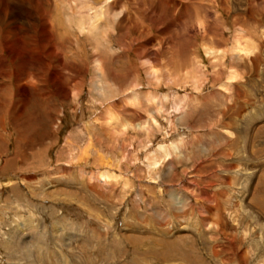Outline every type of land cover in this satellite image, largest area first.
I'll list each match as a JSON object with an SVG mask.
<instances>
[{
	"label": "rangeland",
	"instance_id": "1",
	"mask_svg": "<svg viewBox=\"0 0 264 264\" xmlns=\"http://www.w3.org/2000/svg\"><path fill=\"white\" fill-rule=\"evenodd\" d=\"M7 1L27 13L28 2ZM109 2L105 20L121 12L103 42L108 99L95 101L92 46L76 28L66 57L80 54L85 72L32 58L27 83L11 59L0 66V264H264V0ZM63 3L43 0L52 14ZM236 29L252 49L238 64L229 51L214 61L204 43L227 50ZM139 90L156 102L128 105ZM172 142L178 153L152 170L146 156ZM100 170L121 178L102 183Z\"/></svg>",
	"mask_w": 264,
	"mask_h": 264
},
{
	"label": "bare ground",
	"instance_id": "2",
	"mask_svg": "<svg viewBox=\"0 0 264 264\" xmlns=\"http://www.w3.org/2000/svg\"><path fill=\"white\" fill-rule=\"evenodd\" d=\"M19 1L21 3H27V2L29 3V7L27 8V13L25 15L21 14L19 11L14 10V7L11 6V4H9V2L7 0H0V21L2 22L0 24L1 25V27H0V66L4 65L8 59H11L12 62L14 63V67H15V70L13 72V73H15L14 76L17 77L18 82L25 81L26 79H28L27 83L29 82L30 78L32 79V77L35 76V71L33 68V67H35V65H34V61L32 60V58H43L45 60H49L48 67H52L55 71V74H57V73L59 74L65 68H67V69H69V68L74 69L75 68V71L85 72L86 71L85 68H88V66L86 64H83L82 62L81 63L78 62V60H82V57L80 56V54L76 53V58L73 60H69L68 57H66V52H65L66 47H64L65 43H66L65 41L72 39V35H71V33H69L67 28L68 27L69 28H76L79 33H82V32L87 33V37H89L90 44L92 46L93 60H92L91 69H92L93 73H92V79H91V81H92L91 90L95 91L97 93L95 101H99V99H101V97L105 98V100L108 99L104 95H101V94L105 93L106 87H108V88L110 87V82L108 79L109 72H108L107 68H108L109 60L111 59V54L104 52L105 49H103V47H104L103 42L107 38V37L105 38V35H107L106 34L107 30L115 23V20L118 18V15L121 12V11L116 12L115 11L116 9H115L112 18H108L105 20L108 12H113V3L114 2H109L110 0H61L62 2L64 1L63 5L62 6H55V13L52 14L48 10V8L46 9L44 7L43 0H19ZM48 1L52 2L54 0H48ZM219 1H220V3H222V0H219ZM161 3H163V2L161 1ZM64 6L65 7L67 6V8H65ZM138 10L141 11L143 15H146L147 14L146 12L148 11L147 8L145 9L144 7L141 9H138ZM63 13L67 15V22L66 23L64 22ZM152 15H153V13H152ZM149 16H151V15H149ZM23 19H26V22H23ZM130 20L131 19H129V22H130ZM103 21H104V23H103ZM142 21L145 22L144 20H142ZM124 22H125V18L123 19V23ZM200 23L203 24L202 21H200ZM121 25H122V23H121ZM111 28H113V27H111ZM144 30H145V28H144ZM110 31H108V32H110ZM142 32H144V31H142ZM233 36H234L232 39L233 42L230 45V47H228L227 50H225L224 48H220V47L218 48V46L214 45V43L210 40H209V43L212 42L211 44L206 43V42L204 43V48H205L206 52L209 55H213L212 58H215L214 61L215 60L218 61L219 58L223 57V55L226 54L227 51H229L232 53L231 54V58L233 59L232 62H233V64H235L238 61L234 58L241 57V55L248 53L250 51L251 39L247 37V34H245L242 29H239V30L236 29L235 34ZM77 38L79 39V36ZM157 40H158V38H157ZM75 44H78V42L76 41ZM159 44H160V42H158L157 45H159ZM127 47L129 49L132 48V44L127 45ZM142 48H144V47H142ZM140 50L141 49L139 47V48H136V51L135 50L134 51L136 53H140L141 52ZM155 54H156V51L154 53L153 52L149 53L150 58L153 59L155 57ZM150 60L149 59L145 60L143 62V64H146V65L151 64ZM37 66H38V64H37ZM45 66H47V61L45 62ZM148 68H149V74L152 76L151 80L156 81L158 78V76L156 75L158 73H156L157 71L155 72L156 69H154L153 66H151V65H149ZM171 69L172 68H165V70H166L165 75L166 76L171 75L172 77H174L176 75V74L172 75L173 71ZM189 73L190 72H188V70H187V73H185V75L188 76V75H190ZM228 75L229 76L227 77V80L225 82H226V84H229V85H231V83L233 81H236L240 77V72L238 71L236 65L232 66L228 70ZM192 76L193 75H191L190 77H192ZM12 77H13V75H12ZM192 79L194 81H196L197 76L195 75L194 77H192ZM48 80L49 79H47V81ZM82 81L83 80H81L80 84H83ZM60 84H61V82L59 83V85ZM34 86H35V84H34ZM27 87H25V89H23V90L28 91ZM61 87L63 88L64 95L67 98L71 97L72 95L75 97H77L79 95L78 92L74 91V89H71L69 86L64 85V83ZM32 92H33V90H32ZM56 93H54V94H56ZM130 94H132V93H130ZM133 96H134V98H133ZM133 96L130 95V96L126 97V100H128V102H127L128 105H131L130 103L142 104L144 102L145 103L146 102H148V103H155L156 102V101L154 102L155 95H153L152 93H149V92H148V96H145L144 94H142L141 91L140 92H134ZM163 97L166 98L167 96L164 95ZM185 98H187V97H184V99ZM160 99H161V95H160ZM184 99H182L183 102L179 101V99H177L175 101L177 103V105L175 107L176 111L184 109V106L186 105V104H184V102L186 101V100L184 101ZM157 103L159 104L158 107L160 108V110L163 108V106H165L163 103H160L159 101H157ZM162 104H163V106H162ZM143 106H146V105L143 104ZM110 107L111 106L109 105V108L107 109L108 111L110 110ZM106 113H108V112H106ZM183 114H185V113H183ZM111 116L112 115H109V114H108V116H106L110 125H111V122H113L112 120H115L114 118L112 119ZM118 117H119V113H118ZM150 120L155 125H157L156 120L153 117ZM146 123L147 122H145V121L141 122L139 120V122H137L136 124L132 123V126L134 129H136V127H138L141 131L147 130V132H148L150 130V126H152V125H151V122H149L147 124ZM121 125H122V123H121ZM129 126H131V125L129 124ZM123 127H126V126L123 125ZM127 128H128V126H127ZM129 128H131V127H129ZM173 142L169 146L160 144L158 147V150L155 153L153 152V155L151 153V154H149V156H146V158L148 160L147 161L148 165L150 166V168L152 170L158 171L157 170L158 166L160 164L162 165L164 160H166L168 157L178 153V152H176L177 151L176 146L178 144H175ZM109 166H110V164H109ZM96 176H98L97 179L101 178L100 181H102V183H106V184L110 183V181H112V180L116 181V179H118L119 176L121 178V175H118L114 171H110V174H109L106 171L100 170L96 174ZM123 178H125V177H123ZM125 186H127V185H125Z\"/></svg>",
	"mask_w": 264,
	"mask_h": 264
}]
</instances>
